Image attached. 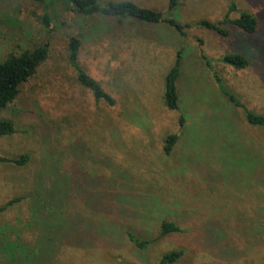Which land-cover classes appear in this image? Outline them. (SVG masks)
Instances as JSON below:
<instances>
[{
	"label": "rangeland",
	"instance_id": "374dc122",
	"mask_svg": "<svg viewBox=\"0 0 264 264\" xmlns=\"http://www.w3.org/2000/svg\"><path fill=\"white\" fill-rule=\"evenodd\" d=\"M97 1H128L172 17L169 0ZM230 4L258 20L252 42L236 39L253 54L252 66L212 65L244 109L264 114V0H184L177 20L218 21ZM56 10L48 30L40 19L49 9L31 0H0V60L48 42L47 59L0 111V120L11 119L19 129L0 137V154L29 155L24 166L0 164V206L27 196L37 171L53 160L62 173L82 164L88 176L65 190L64 212L42 234L59 246L42 258L51 264H157L182 250L173 264H264V128L248 125L243 109L225 101L203 60L233 52V42L199 28L180 37L164 23L116 28L115 20L93 22L62 5ZM68 37L80 40L78 64L100 83L111 106L95 102L77 81ZM180 48V110H169L164 78ZM170 134L178 141L165 156ZM26 219L24 200L0 215V225L15 228L31 245L34 235L22 228ZM163 221L179 232L144 250L127 239L156 238Z\"/></svg>",
	"mask_w": 264,
	"mask_h": 264
},
{
	"label": "trees",
	"instance_id": "16d2710c",
	"mask_svg": "<svg viewBox=\"0 0 264 264\" xmlns=\"http://www.w3.org/2000/svg\"><path fill=\"white\" fill-rule=\"evenodd\" d=\"M43 6L49 13L41 17V25L48 29L54 21L52 16H56L58 5H62L67 12H72L79 17H90L91 21H104L105 23L115 24L117 28L121 24L133 21L140 22L146 26L166 24L178 36L184 37L185 30L199 28L211 32L223 39L231 40L236 47L233 52L224 53L219 58L209 59L203 57L206 69L212 73L213 80L225 98V101L234 106L242 108L246 123L252 127L264 128V114H258L243 108L234 98L232 92L223 83L221 77L214 69L213 62H221L235 70H244L252 66V58L246 50L238 47L237 40L244 42L248 39L252 42L253 37L257 36L259 23L255 16L247 12H237L235 6L230 4L224 16L218 21L199 20L194 23L181 24L177 18L184 0H169L167 12L172 17L163 18L159 11L140 8L128 1L99 3L97 0H31ZM237 13V18L231 19L232 13ZM51 14V15H50ZM53 14V15H52ZM237 39V40H236ZM68 60L70 66L76 73L77 81L81 86L90 90V94L95 102L101 101L111 106L112 99L105 93L99 82L90 77L78 64V53L80 40L76 37H68ZM183 50L178 49L173 66L167 72L164 78V90L162 93L163 104L169 110H180L178 103V81L181 78ZM48 57V42L38 48L22 51L18 54L9 53L5 58L0 60V111L7 108L17 96L20 85L28 81L35 73L37 68ZM180 126L184 127L182 117ZM19 132L16 124L11 119L0 120V137H9ZM178 141V136L170 134L166 136L163 146L165 156H169L173 147ZM56 153L54 152L53 157ZM63 154L61 153V157ZM28 154H20L14 157H4L0 154V164H13L24 166L28 162ZM55 161V160H53ZM43 164L42 168L35 175V182L31 192L27 196H16L4 205L0 206V215L6 212L12 205L27 201V219L24 221L22 228L29 234L34 235L32 244H26L20 241L15 228L8 225H0V264H51L50 260L42 257L48 256L49 249L56 248L54 241L48 244L42 240V234L47 228L64 212L63 197L65 190L68 192L71 186H78L82 178H87L86 170L82 164H79L73 173L70 169L67 173L60 172L62 165L55 162ZM39 179V180H38ZM71 193V192H70ZM61 208L63 210L61 211ZM45 231V232H44ZM179 232V227L173 222L163 221L157 237L137 239L131 234H127V239L132 242L139 250H144L147 245L157 241L169 233ZM53 236V235H52ZM51 239V237L49 238ZM49 242V241H48ZM50 243V242H49ZM58 244V243H57ZM59 246V244H58ZM57 246V248H58ZM56 248V249H57ZM40 253H43L40 255ZM183 255L182 250L174 251L163 255L157 264H173ZM48 259V258H47ZM53 261V260H51Z\"/></svg>",
	"mask_w": 264,
	"mask_h": 264
}]
</instances>
